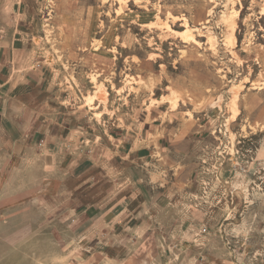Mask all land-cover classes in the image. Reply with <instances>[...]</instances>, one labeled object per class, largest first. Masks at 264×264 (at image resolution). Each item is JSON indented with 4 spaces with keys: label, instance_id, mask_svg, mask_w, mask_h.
<instances>
[{
    "label": "rangeland",
    "instance_id": "1",
    "mask_svg": "<svg viewBox=\"0 0 264 264\" xmlns=\"http://www.w3.org/2000/svg\"><path fill=\"white\" fill-rule=\"evenodd\" d=\"M24 2L0 264H264V0Z\"/></svg>",
    "mask_w": 264,
    "mask_h": 264
},
{
    "label": "crops",
    "instance_id": "2",
    "mask_svg": "<svg viewBox=\"0 0 264 264\" xmlns=\"http://www.w3.org/2000/svg\"><path fill=\"white\" fill-rule=\"evenodd\" d=\"M27 1L29 0H25ZM22 8L24 10L22 0H0V114L7 113L9 107L14 108L13 103L21 101L18 97L22 95V91L38 81L37 73L28 70L34 57L30 56L31 46L26 38L27 33L23 34L9 22L14 21L13 18L16 16L18 18ZM9 9L15 12L14 15L9 16L7 13ZM11 112L13 113V110H10ZM5 130L7 135H12L18 129L10 118H6ZM18 142L22 144L24 141L20 139ZM260 155L264 156V146L260 150ZM128 193L115 208L131 211L137 210L141 202L144 205V202L138 199V191L130 189Z\"/></svg>",
    "mask_w": 264,
    "mask_h": 264
},
{
    "label": "built area",
    "instance_id": "3",
    "mask_svg": "<svg viewBox=\"0 0 264 264\" xmlns=\"http://www.w3.org/2000/svg\"><path fill=\"white\" fill-rule=\"evenodd\" d=\"M203 231H207V229L205 228Z\"/></svg>",
    "mask_w": 264,
    "mask_h": 264
},
{
    "label": "bare ground",
    "instance_id": "4",
    "mask_svg": "<svg viewBox=\"0 0 264 264\" xmlns=\"http://www.w3.org/2000/svg\"><path fill=\"white\" fill-rule=\"evenodd\" d=\"M104 94V93H103Z\"/></svg>",
    "mask_w": 264,
    "mask_h": 264
}]
</instances>
